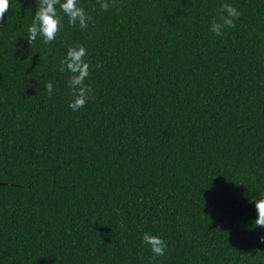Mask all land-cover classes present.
I'll list each match as a JSON object with an SVG mask.
<instances>
[{"label":"trees","instance_id":"obj_1","mask_svg":"<svg viewBox=\"0 0 264 264\" xmlns=\"http://www.w3.org/2000/svg\"><path fill=\"white\" fill-rule=\"evenodd\" d=\"M224 4L241 15L216 36ZM80 6L88 27L64 16L48 44L27 40L38 0L0 23V264H264V0ZM76 45L92 99L73 112Z\"/></svg>","mask_w":264,"mask_h":264},{"label":"clouds","instance_id":"obj_2","mask_svg":"<svg viewBox=\"0 0 264 264\" xmlns=\"http://www.w3.org/2000/svg\"><path fill=\"white\" fill-rule=\"evenodd\" d=\"M101 8L108 10L110 0H99ZM10 0H0V23L4 21V13L9 9ZM59 5V9H57ZM222 11L226 13L220 16V21H213L211 31L216 36L223 35L225 28L234 26V21L241 15L240 11L230 5L224 4ZM63 13V16L60 13ZM66 16L70 25H78L81 29L87 28L92 17L88 15L80 0H38V7L33 16L32 24L28 28L27 40L31 44L38 37L43 38L45 44L51 43L62 30L63 17ZM87 49L83 45L70 46L66 56L60 61V71H67L71 75L67 84L71 90V102L68 107L73 111L82 109L91 99V87L85 83L90 75V64L86 61ZM49 97L53 95V84L45 85ZM250 203H254L257 217L254 221L255 227H264V198H252ZM264 242V237L261 238ZM142 243L149 245L155 257H162L167 251L165 241L156 235L145 233L142 236Z\"/></svg>","mask_w":264,"mask_h":264}]
</instances>
